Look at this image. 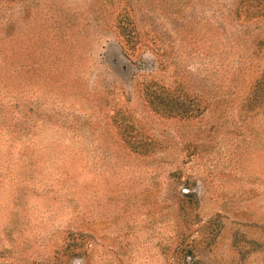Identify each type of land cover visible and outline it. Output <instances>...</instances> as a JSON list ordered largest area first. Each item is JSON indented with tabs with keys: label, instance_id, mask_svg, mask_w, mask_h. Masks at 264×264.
Listing matches in <instances>:
<instances>
[{
	"label": "rangeland",
	"instance_id": "374dc122",
	"mask_svg": "<svg viewBox=\"0 0 264 264\" xmlns=\"http://www.w3.org/2000/svg\"><path fill=\"white\" fill-rule=\"evenodd\" d=\"M0 264H264V0H0Z\"/></svg>",
	"mask_w": 264,
	"mask_h": 264
}]
</instances>
